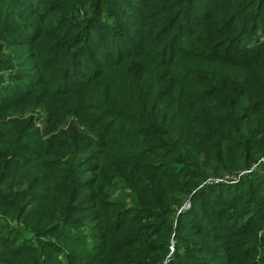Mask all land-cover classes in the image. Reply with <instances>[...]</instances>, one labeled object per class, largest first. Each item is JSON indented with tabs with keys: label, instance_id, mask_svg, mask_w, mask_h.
<instances>
[{
	"label": "trees",
	"instance_id": "1",
	"mask_svg": "<svg viewBox=\"0 0 264 264\" xmlns=\"http://www.w3.org/2000/svg\"><path fill=\"white\" fill-rule=\"evenodd\" d=\"M259 36L264 0H0V264H264Z\"/></svg>",
	"mask_w": 264,
	"mask_h": 264
},
{
	"label": "rangeland",
	"instance_id": "2",
	"mask_svg": "<svg viewBox=\"0 0 264 264\" xmlns=\"http://www.w3.org/2000/svg\"><path fill=\"white\" fill-rule=\"evenodd\" d=\"M258 40H261V42L264 41V36H259ZM39 115H41V113H38ZM45 117V115L43 116V118ZM261 163L264 164V160H261L259 164L256 165V168H259V166L261 165ZM241 178L240 177H236V176H230L227 177L225 180V184H227L228 186H234L235 184L238 185L240 182ZM217 181L215 180H210V183H216ZM218 184V182H217ZM62 257H60L61 259Z\"/></svg>",
	"mask_w": 264,
	"mask_h": 264
}]
</instances>
